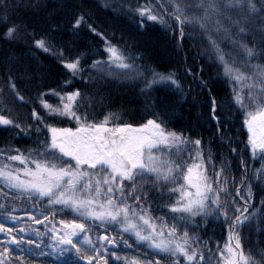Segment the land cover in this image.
<instances>
[{
	"label": "trees",
	"instance_id": "trees-1",
	"mask_svg": "<svg viewBox=\"0 0 264 264\" xmlns=\"http://www.w3.org/2000/svg\"><path fill=\"white\" fill-rule=\"evenodd\" d=\"M163 2L168 4L173 0ZM199 2L200 0H181V6L195 8ZM252 2L255 4V11H249L247 4H244L243 7H235L224 13L233 21L246 20L247 23L242 25L246 28L245 34L215 37L219 46L231 57L229 62L235 61V66L249 76L255 70L253 66L264 65V42L260 40L259 31L264 28V0ZM160 3L161 0H0V114L22 125H28L32 123V108L36 107L41 115L46 117L45 124L57 128H76L77 123L73 118L48 115L39 105L37 97L40 92H47L48 89L61 92L79 89L82 97L76 110L82 122L85 117L89 122L95 123L103 122L105 117H108L109 127L125 123L137 126L146 123L148 119L159 117V120L166 122L168 130L183 132L190 140L201 139L205 150L211 148L217 165L220 163L221 154L229 165V199H234L233 208H240L241 213L244 211V200L236 195L235 185L241 184L242 176L244 185L251 184L253 199L249 207L254 208L258 214L242 228L237 226L235 231L240 237L244 254L251 258L253 264H264V213L260 209L261 203L264 202V179L258 180L257 173V169L264 168V154L260 149L253 154L248 144V132L243 124L244 110L240 109L233 99L234 91L246 95L247 83H237L225 74L221 62L214 54H209L207 37L202 36L199 31L184 28L185 35L181 38L180 27L176 24L174 16L162 24L159 20L149 21L147 16L142 18L139 15L138 9L141 6H149L153 14L163 15L164 10L159 6ZM167 12L171 13L172 9L168 8ZM81 13L85 16L86 23L74 30V18ZM194 14L200 13H188L189 16ZM89 24L103 36L90 31L87 26ZM9 26H17L20 29L15 37L4 36ZM235 31L233 29V32ZM42 37L56 45L52 52L46 53L35 47L34 41ZM104 38L116 44L125 57H136L138 54L142 56L135 59V64L141 66L142 75L138 77L134 71L126 73L117 67L118 62L110 63L108 53L104 51ZM234 41L254 47L255 58L249 60ZM61 48L65 59L85 53L81 67H87L93 60L104 61L103 71H85L83 76H73L58 57ZM126 62L133 63V60ZM188 68L196 74L195 77L186 71ZM145 69L161 73L174 72L183 92L167 85H156L150 91H142L145 78L151 76V72ZM9 77L12 78L11 81ZM66 80H70L69 86L64 84ZM201 81L205 82L203 86ZM13 83L15 91L10 86ZM17 93L24 97V101L19 100ZM213 98L218 105L216 115L220 118L219 132L218 122L211 118ZM45 99L54 106L60 103L59 99L51 94ZM45 124L39 125V133L35 131V124L27 128L26 132L11 126H0V148H19L25 154L29 149H37L39 141L50 140ZM232 149L235 151H231ZM195 154L196 149L193 146L182 153H176L171 159L179 157V161L186 166L193 163L190 157ZM208 167L211 174V165ZM137 183L146 184L147 190H150L149 200L144 202V206L150 207L151 215L161 217L167 214L170 224L172 214L165 206L174 202L177 197H169L167 189L164 190L163 196L159 195L152 187L151 181L138 180ZM168 187L174 185L170 184ZM246 194L245 189L241 195ZM0 205H3L0 207V224L5 228V232H0V253H3L11 235L25 237L22 248L11 245L8 253L0 257L6 258L8 264H73L77 259L74 253L42 256L41 252L50 253L51 249L47 246L37 249L35 244L29 245L27 241L34 238V233L19 232L21 226L46 232L41 212L45 215L54 212V217L49 216L48 219L60 226L59 220L70 221L76 218L70 209L59 206L56 209L50 208L46 201L41 203L21 196L17 191L5 186L2 181ZM22 212L34 213L41 223L19 219L12 221L8 216L11 213L17 217ZM229 215L231 218L228 221L222 216L200 217L194 221V224L199 225L198 228L189 226L190 233L199 237L202 245L199 250L205 255L204 264H217L220 260L219 252L228 243V225L235 218L232 213ZM51 226V223L47 225L49 228ZM8 229L13 231L9 233ZM100 231L105 230H94L93 239L95 233ZM105 233L120 237L112 228ZM123 238L126 239V236L123 235ZM42 239L45 245L51 243L48 235ZM29 248L33 249L31 253L28 252ZM137 249L145 251V255L139 256H149V261L154 264L155 258L169 264H173L175 260L155 253L145 244ZM123 252L129 258L136 255L129 249ZM103 254L110 256L111 252ZM108 261L109 264H119L114 260ZM128 261L133 264L132 260Z\"/></svg>",
	"mask_w": 264,
	"mask_h": 264
},
{
	"label": "snow or ice",
	"instance_id": "snow-or-ice-1",
	"mask_svg": "<svg viewBox=\"0 0 264 264\" xmlns=\"http://www.w3.org/2000/svg\"><path fill=\"white\" fill-rule=\"evenodd\" d=\"M244 4H247L249 11H255L252 0H200L195 8L181 6V0H173L168 4L161 0L159 6L164 10L163 15L153 14L149 6H141L138 12L142 18L147 16L149 21L159 20L162 24L174 16L180 27L181 38L185 35L184 28L199 31L202 36L207 37L209 54H214L221 62L225 74L237 83H247L246 95L234 91L233 99L244 110L243 124L249 133L248 144L253 154L257 149L264 154V65L253 66L255 70L252 75H246L235 66V61L229 62L231 57L215 39L220 35L231 37L245 34L246 28L242 25L247 23L246 20L233 21L230 16L224 15L235 7H243ZM168 8L172 9L171 13L167 12ZM193 12L200 14L188 15ZM85 23L86 18L81 13L75 16L73 29L76 30ZM87 26L93 33L103 36L91 24ZM233 29L236 31L233 32ZM19 31L17 26H9L4 36L15 37ZM259 31L260 40L264 42V28ZM234 43H238L249 60L255 58L254 47H249L246 43ZM34 44L46 53L56 48L51 40L44 37L36 39ZM104 44L110 63L118 62L117 67L124 72L134 71L138 77L142 75L141 66L135 64V59L142 56L138 54L136 57H125L119 47L108 38H104ZM85 55L81 53L74 58L65 59L63 49L58 52L61 63L73 76H83L85 71H103L102 60H93L87 67H81ZM129 59L133 63H127L126 60ZM145 71H150L151 76L145 78L142 91H150L156 85H167L183 92L174 72L161 73L151 69ZM187 71L195 77L196 74L191 68ZM11 79L9 77L10 81ZM70 83V80L64 82L66 86ZM204 84L201 81V85ZM10 86L15 91V84ZM49 94L56 96L60 103L55 106L50 104L45 99ZM17 95L20 101H24L23 96L18 93ZM81 97L79 89L68 92L48 89L47 92H40L37 97L39 105L48 115L73 118L77 123L76 128H57L45 124L46 117L36 107L32 108V123L28 125H22L0 114V126H11L26 132L27 128L35 124V131L39 133V125L45 124L50 134V140L39 141L37 149H29L27 154L19 148H0V181L21 196L41 203L46 201L50 208L56 209L59 206L70 209L76 217L70 221L59 220L58 228L56 223L48 219L49 216L54 217V212H48V215L41 212L46 232L23 226L19 229L21 234L34 233V238L27 241L29 245L35 244L37 249L42 246L51 249L50 253L41 252L42 256L74 253L77 259L73 264H93L94 260L95 264H109L101 253V248L105 245L118 246L121 242L105 234L112 228L121 237L127 234L134 237L137 243L147 245L155 253L175 258L176 264H181V261L182 264H204L205 255L199 250L202 247L199 237L190 233L189 226L198 228L199 225L194 224V221L209 215L217 218L222 216L228 221L231 218L229 214L232 213L235 218L228 225V243L219 252L220 260L217 264H253L251 258L244 254L240 237L235 231L237 226L242 228L258 214L254 208L249 207L253 199L252 186L243 184L244 176L241 177V184L235 185L236 195L244 200V213L248 214L244 215L240 208H233L234 199H229V165L222 154L217 165L211 148L205 150L201 139L190 140L183 132L168 130L166 122L159 120V117L148 119L139 126L125 123L109 127L108 117L99 123L89 122L85 117L82 122L76 110ZM211 107V118L218 122L219 132L221 126L220 118L216 115L218 105L215 98L212 99ZM193 146L196 149L195 156L190 157L193 163L185 166L179 161V157L171 159L176 153H182ZM231 151L234 152L235 149ZM208 165H211V174ZM257 173L258 180L264 179V168L257 169ZM138 180L151 181L152 187L161 196L167 189L169 197H177L174 202L165 206L172 214L170 224L167 214L153 217L150 207L144 206V202L149 200L150 190H147L146 184H138ZM170 184L174 187L169 188ZM245 189L247 194L241 195ZM260 209L264 213V202ZM26 214L32 219L30 213ZM8 216L12 221H17L15 215L9 213ZM33 223L40 224L41 220L34 219ZM49 223L52 225L50 228L47 227ZM96 229L105 231L96 232L93 239ZM12 231L13 229H8L9 233ZM0 232H5L3 224H0ZM45 235L51 241L47 245L42 239ZM24 239V235H11L0 257L8 253L11 245L22 248ZM122 242L128 244L127 240ZM32 251L33 249H28L29 253ZM111 256L119 260L116 251H111ZM0 264H8V261L0 258ZM155 264H160L159 260Z\"/></svg>",
	"mask_w": 264,
	"mask_h": 264
},
{
	"label": "flooded vegetation",
	"instance_id": "flooded-vegetation-1",
	"mask_svg": "<svg viewBox=\"0 0 264 264\" xmlns=\"http://www.w3.org/2000/svg\"><path fill=\"white\" fill-rule=\"evenodd\" d=\"M118 241H120V240H118ZM112 247L116 250V252L121 251V250L123 251L125 249H129V248H127L128 246L127 245H124L122 242H120L118 244V246H112ZM106 250L107 249H103L101 251H103V252H111L110 250H108V251H106ZM105 256H106V254H105ZM148 258L142 257V256H133V257L127 259L126 257L124 258V257H120L119 256V260H117L115 257H112L110 255V256H107L106 257V260H114L115 262H118L119 264H121V263L130 264V261H128V260H132L133 261V264H136L138 261L141 262V264H143L145 262H147V263L150 264L151 261H149L150 258L149 259ZM159 262H160V264H169L167 262L165 263L164 261H162L160 259H159ZM151 264H154V263L151 262Z\"/></svg>",
	"mask_w": 264,
	"mask_h": 264
},
{
	"label": "rangeland",
	"instance_id": "rangeland-1",
	"mask_svg": "<svg viewBox=\"0 0 264 264\" xmlns=\"http://www.w3.org/2000/svg\"><path fill=\"white\" fill-rule=\"evenodd\" d=\"M133 126H134V125H133ZM137 126H139V125H137ZM246 129H247V128H246ZM247 132H248V131H247ZM248 135H249V133H248ZM57 227L59 228L60 226L57 225ZM125 236H126V239L128 240V242H129L130 244L134 245L136 248L142 245V243H137V242L135 241V238H134V237H130V236L127 235V234H125ZM128 237H129V238H128ZM113 238H115V239H117V240L125 239V238H123V236H122V237H121V236H120V237H117V236L114 237V236H113ZM107 247H108V245H105L103 249H107ZM146 247H148V246L146 245ZM101 253H102V252H101ZM117 254H118V256H120V257H124V258L126 257L127 259L129 258V256H128V255H125L126 253L123 252L122 250H121V251H118ZM144 264H149V263L145 262Z\"/></svg>",
	"mask_w": 264,
	"mask_h": 264
},
{
	"label": "water",
	"instance_id": "water-1",
	"mask_svg": "<svg viewBox=\"0 0 264 264\" xmlns=\"http://www.w3.org/2000/svg\"><path fill=\"white\" fill-rule=\"evenodd\" d=\"M18 217L20 218V219H22V218H26V219H29V220H33L34 219V216L31 214V217H32V219H30L29 218V215H27L26 213H24V214H20V215H18Z\"/></svg>",
	"mask_w": 264,
	"mask_h": 264
},
{
	"label": "bare ground",
	"instance_id": "bare-ground-1",
	"mask_svg": "<svg viewBox=\"0 0 264 264\" xmlns=\"http://www.w3.org/2000/svg\"><path fill=\"white\" fill-rule=\"evenodd\" d=\"M187 71V70H186ZM188 72V71H187Z\"/></svg>",
	"mask_w": 264,
	"mask_h": 264
}]
</instances>
